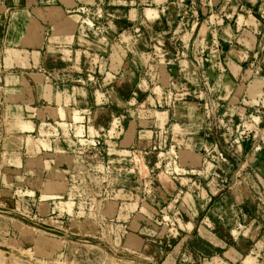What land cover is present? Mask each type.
I'll use <instances>...</instances> for the list:
<instances>
[{
    "label": "crops",
    "instance_id": "1",
    "mask_svg": "<svg viewBox=\"0 0 264 264\" xmlns=\"http://www.w3.org/2000/svg\"><path fill=\"white\" fill-rule=\"evenodd\" d=\"M94 24L108 25L97 44ZM0 79L38 104L73 106L97 130L115 127L117 155L177 150L179 174H158L148 194L135 181L114 200L128 237L161 247L158 264H264V228L228 234L255 209L235 208L248 195L229 189L234 164L211 157L223 135L250 151L264 126V0H0ZM112 103L130 107L102 123ZM251 152L245 165L261 168Z\"/></svg>",
    "mask_w": 264,
    "mask_h": 264
},
{
    "label": "rangeland",
    "instance_id": "2",
    "mask_svg": "<svg viewBox=\"0 0 264 264\" xmlns=\"http://www.w3.org/2000/svg\"><path fill=\"white\" fill-rule=\"evenodd\" d=\"M194 5L184 12H192ZM91 29L88 38L97 44L108 25ZM96 44L93 52L99 50ZM147 73L139 72L144 78ZM2 84L0 79V264H158L152 255L161 256V247L148 246L147 235L144 242L129 238L117 220L114 200L118 190L135 186V181L148 194L158 174H179L177 150L151 156L148 149L133 147L117 155L121 136L115 127L97 130L92 119L91 131L84 130L81 124L89 119L73 106L38 104L33 93L25 98ZM127 106L112 103L101 122L115 108ZM244 137L239 136L240 144ZM208 138L218 140L216 133ZM252 138L261 151V168L245 165L255 148L233 147L237 137L232 141L223 135L211 152L218 168L234 164L228 169L229 189L248 195L235 200V208H243L248 199V207L255 209L252 216L242 210V219L228 232L232 239L264 228L263 125ZM155 157L163 162L158 170L153 168Z\"/></svg>",
    "mask_w": 264,
    "mask_h": 264
}]
</instances>
